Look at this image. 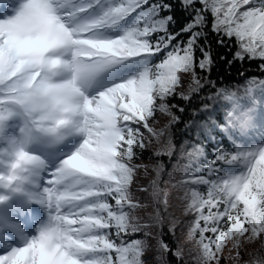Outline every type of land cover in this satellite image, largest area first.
<instances>
[{"label": "snow or ice", "instance_id": "1", "mask_svg": "<svg viewBox=\"0 0 264 264\" xmlns=\"http://www.w3.org/2000/svg\"><path fill=\"white\" fill-rule=\"evenodd\" d=\"M99 3L0 0V13L12 9L0 19V264H146L151 229L162 228L164 215L151 214L146 223L136 217L138 204L130 192L140 169L136 160L154 140L173 155L170 129L180 122L173 110L185 109L170 103L172 98L189 103L205 90L225 94L211 79L212 47L200 42L208 17L219 46L236 42L229 66L259 61L264 72V0H179L191 16L180 32L190 35L175 43L168 29L175 0H123L96 19H78ZM146 4L150 15L142 27L115 39L92 35ZM140 57L158 62L87 94L101 74ZM182 73L190 76L187 90ZM157 112L169 118L163 131L153 127ZM203 129L205 141L224 131L210 122ZM70 134L83 142L50 169L36 146L42 139L60 144ZM200 147L190 155L200 157ZM202 163L203 170H189L179 181L190 191L187 238L198 236L200 264H223L229 243L236 249L230 258L238 262L242 242H264V147H216L213 158ZM225 165L239 171L224 174ZM150 191L157 211L166 210L168 192L158 190L156 181ZM33 204L46 211L47 221L30 235ZM141 233L144 239L132 238ZM156 251L158 264H168V254L178 264L183 259L162 236Z\"/></svg>", "mask_w": 264, "mask_h": 264}, {"label": "trees", "instance_id": "2", "mask_svg": "<svg viewBox=\"0 0 264 264\" xmlns=\"http://www.w3.org/2000/svg\"><path fill=\"white\" fill-rule=\"evenodd\" d=\"M122 2L123 0H117V3L112 7ZM155 2L156 0H149L150 4ZM88 4L90 2L86 5ZM108 8V5L102 4L100 8L92 10L87 20L100 17L101 13L103 14ZM146 9H149L147 4L136 8L128 15L129 20L127 19L122 28L117 29V32H112V30L106 28V32L96 38L103 40L115 39L123 36L124 33L142 27L144 21L149 17L146 15ZM140 10L144 12V18ZM161 14L169 15V13ZM171 16L172 22L168 25V29L176 34L173 43L176 40H186L190 33H181L180 29L188 24L191 16L180 8L179 0H175ZM211 20L212 18L209 16L207 26L200 34V42L203 43L204 40H207L212 47L215 65L211 71V79L218 83L225 94H220L215 90H205L200 95L194 96L189 103L178 98H172L170 103L177 104L185 109L183 113L173 110L180 117V122L170 129L173 140V155L169 157L161 147L160 142L154 140L146 150L139 154V158L136 160V164L140 165V169L134 182L130 185L134 202L138 204L135 212L136 217L142 223H146L151 214L162 212L164 215L162 228L157 225L151 229L152 236L148 238L150 249L143 257L146 264H158L160 257L157 255L156 243L161 236L163 241L173 250H181V245L185 242L182 230L189 231L193 215L185 211L187 204L190 203L188 200L190 191L179 183L181 177L186 178V173L189 170L193 173L196 172L197 168L203 170L202 162H207L213 158L216 147L229 151L253 150L264 147V96L261 95L264 94V72H261L259 68V61L246 60L244 63L236 62L229 66L227 61L232 59L233 53L236 51V42L232 40L225 47L219 46L216 43L217 36L211 31ZM126 25H128L127 30ZM121 29H125V31L120 32ZM221 56L225 59L221 60ZM142 59H146V65L157 61L154 57H142ZM123 68L122 71L110 79V86L134 78L141 72L136 71L134 74L129 75V72L124 71L134 68L129 69L126 65ZM197 71L199 70L197 69ZM241 73L244 75L242 76ZM181 76L184 79V90H187L190 76L186 73H182ZM245 77L248 80H245ZM252 78L261 80L258 83ZM227 93H235V95L228 97ZM208 97H214V99H208ZM205 104H207L206 109L204 108ZM210 115L211 120H209ZM217 117L219 119H216ZM168 119V117L157 112L153 127L158 131H163L168 126ZM232 120H236V124L232 125ZM206 122L216 123V131H219V127H223L224 131L219 136L210 137L207 141L202 140L203 125ZM238 124H240V129L243 127V130L247 132L242 133L240 129L235 128ZM227 131L230 132V135ZM198 142L202 143L198 144ZM197 146H201L199 148L200 157L190 155ZM227 167L229 166L225 165L223 169L224 174L230 175L239 171L238 168ZM153 181H156L158 190L168 192L169 205L166 210L160 208L157 211L155 207L150 191ZM197 190L206 192L203 186H197ZM111 203L114 204V202ZM157 233H160V236ZM132 238L144 239V236L141 233ZM193 241L195 242V239ZM166 259L168 264H178L177 257L173 254H168ZM256 261L255 264H264V259L261 256L256 258ZM179 264L189 263L183 258Z\"/></svg>", "mask_w": 264, "mask_h": 264}, {"label": "rangeland", "instance_id": "3", "mask_svg": "<svg viewBox=\"0 0 264 264\" xmlns=\"http://www.w3.org/2000/svg\"><path fill=\"white\" fill-rule=\"evenodd\" d=\"M113 1V0H112ZM140 12L143 15V18L145 17V14L142 10H140ZM146 15H150V10L146 9ZM116 27V26H115ZM158 61H154L153 63H156ZM97 86L96 89H92L91 91L88 90L87 93H90L91 95L95 94L98 91H101L103 89L106 88L107 86V82H106V75L105 73L101 74L98 78H97ZM236 124V120H232L231 124ZM235 128L240 129V124H238ZM243 130V129H242ZM227 133L230 135V132L227 131ZM83 140V137H82ZM80 141L75 142V144L70 147L69 149H67L64 153L65 154H70L75 152V145H79ZM48 162H50V159H45ZM51 168H55L51 165ZM50 168V169H51ZM189 202H190V194H189V198H188ZM30 224H28L29 227V234L30 235H35L36 233L34 232L35 227L33 226L32 222H29ZM184 232V236H185V242L183 243V245H181V251L183 254V258L186 260V262H188L189 264H200V253H199V246L193 241V240H189L187 238V233L188 230L185 231V229L182 230ZM207 235H211L210 233ZM196 239V238H195ZM198 239V236H197ZM262 243V244H261ZM264 242L262 241H251V242H242L241 246H240V252H241V256L239 258L238 262L233 261L230 257H235L236 255V249L233 247L232 243H229L228 245H226V247L230 250V251H225L222 255H223V264H255L257 263L256 258H258L259 256H261L262 259H264ZM260 250V251H259Z\"/></svg>", "mask_w": 264, "mask_h": 264}]
</instances>
